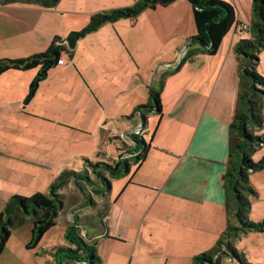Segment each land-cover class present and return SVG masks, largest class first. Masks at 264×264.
<instances>
[{"label":"crops","instance_id":"obj_1","mask_svg":"<svg viewBox=\"0 0 264 264\" xmlns=\"http://www.w3.org/2000/svg\"><path fill=\"white\" fill-rule=\"evenodd\" d=\"M115 6L114 0H60L51 8L0 2V57L43 52L55 36L67 37L86 25L93 13ZM192 15L188 0H176L145 9L134 21L120 19L102 25L78 41L72 57L62 56L34 98L24 105L26 109L21 105L37 69H10L0 76V93L2 87L5 92L0 108L15 121L18 112L34 119L31 124L67 134L68 129L80 128V115L90 114L83 103L91 94L101 98L106 92L132 90L146 102L151 85L155 86L146 67L165 53L173 60V67L165 72L180 64L182 57L178 56L183 48L186 53L185 38L191 35L186 30L196 31ZM251 21L252 15L244 20L238 14V23L216 54L200 52L166 76L161 112L154 111L147 119L145 138L151 148L145 160L132 165L130 173L111 180L104 232L96 242L100 264H188L191 256L212 249L226 229L223 175L228 168L230 125L240 89L234 46L238 34L248 32ZM240 22L248 28L237 31ZM131 115L117 121L127 126L133 121L135 128L142 125L138 113ZM111 120L101 122L100 141L124 142L119 134L134 129L120 132ZM58 144L5 142L0 148V158L5 160L0 165V211L12 195L30 194L45 186L49 189L73 162L89 157L63 158L69 156L68 150L60 157L53 155ZM101 153L97 150L95 155ZM26 227L29 231L30 226Z\"/></svg>","mask_w":264,"mask_h":264},{"label":"trees","instance_id":"obj_2","mask_svg":"<svg viewBox=\"0 0 264 264\" xmlns=\"http://www.w3.org/2000/svg\"><path fill=\"white\" fill-rule=\"evenodd\" d=\"M60 0H0L1 3L21 2L37 4L45 8L56 6ZM176 0H136L133 4L93 13L88 23L79 30H74L67 37L55 36L48 48L25 57H0V76L10 70L37 69L30 82L24 104H28L36 95L40 83L46 79L52 68L57 66L64 54L72 57L78 41L87 34L96 31L106 23L120 19L136 18L148 8L167 6ZM192 6L196 32L185 38L187 51L179 65L171 71H177L181 64L196 54L203 52L216 54L224 37L238 23L237 7L227 0H188ZM251 37L239 40L234 51L239 60L240 89L234 119L230 125V150L228 168L223 175L226 195L227 226L215 246L207 252L193 257L192 264H221L226 255L235 258L240 264H254L247 261L244 251L240 252L235 240L248 232H264V219L250 218L252 198L258 195L250 181V174L264 169V156L253 158L254 146L260 144L262 137L255 127L264 123V75L257 70L260 53L264 48V0H253ZM171 72H165L159 80V87H150L148 100L136 105L132 115L139 114L146 127L150 113L161 112V92L165 78ZM131 115V116H132ZM131 160L118 158L103 164L112 178H119L130 173L132 165L139 166L146 158L151 143L142 135L132 133ZM63 171L49 186L48 193L35 192L31 196L12 195L0 211V255L3 253L14 227L23 225L28 219L32 222V238L28 248L37 246L45 234L57 225L59 213L64 209V198L60 189L65 185ZM103 192L111 188V180L105 179ZM72 229V228H71ZM72 233V234H71ZM71 245H58L53 252L55 263L62 264L64 258L83 261L84 264H100L96 244L86 242L81 236L67 231ZM224 247L226 250H224Z\"/></svg>","mask_w":264,"mask_h":264},{"label":"rangeland","instance_id":"obj_3","mask_svg":"<svg viewBox=\"0 0 264 264\" xmlns=\"http://www.w3.org/2000/svg\"><path fill=\"white\" fill-rule=\"evenodd\" d=\"M114 1L117 3L115 7H123L133 4L136 0H129L127 4L126 1L128 0ZM227 1L232 3L236 2L237 14H239L240 18L247 20L251 17L253 0ZM192 22L195 26L193 15ZM241 22L236 28L237 31H239ZM186 26L189 28L188 21L186 22ZM186 31L187 34H194L196 32L195 30V32L191 30ZM247 31L245 30V32L238 34V41L244 39L246 36L251 37V28ZM228 39L229 37H227ZM184 52L185 49L183 48L178 59L183 58ZM171 58V54H161L153 60L154 63L152 66L146 67L145 71L148 70L146 73H151V81L156 88L159 87V80L165 70L173 67L170 63L173 61ZM256 68L264 75V48L260 53V62ZM20 86H24V84L21 82ZM145 92H147L146 88ZM4 93V88L2 87L0 97ZM144 101L145 99L132 90L124 92L123 94L106 92L104 97L101 98H97L94 94H91L89 101L86 100L83 103L81 100L84 107L89 109L90 114L88 115L86 112L83 116L80 115L78 120L80 128L72 127L71 129L77 130L68 129L67 134H59L55 129L38 127L35 124H31L30 122H35L33 121L34 119L30 121L28 116L26 117L18 112L14 115L18 119L15 121L13 116L7 113L5 108H0V148L3 145L5 146V142H44V144H50V142L58 141L57 152H53V155L60 157L65 150H68L67 155H69L63 157L66 159L70 155H89L84 160L79 159L73 162L69 168L64 170L67 171L63 175L65 185L60 189L64 198V209L59 213L57 225L45 234L37 246H32L31 248H28L26 243L28 241L30 242L32 238V222L28 219L23 225L14 227L6 248L0 255V264H57L53 259V252L58 245H71L66 237L68 230H71L75 235L81 236L86 242L96 244L98 238L104 232V224L106 222L109 205L108 193L103 192V182L105 179L112 180V177L103 164L96 165L95 163H111L118 158H127L132 161L131 153L129 152L132 144L130 135L136 133L137 129H140V132L137 134L145 137L148 136V129L146 127L141 129L139 127L140 125L135 128L133 121L130 122V126H127L126 122L121 120L117 121V119H120L123 115L130 116L136 107L135 104H140ZM24 105L26 104L22 103L21 107L26 109ZM153 118H151V124H153ZM110 119H112L111 121L115 123L114 126L120 132L125 128H128L126 131L134 129L129 133L119 134L124 142L117 139V141L106 142L104 144L100 141V124L104 120L110 122ZM43 124L46 126L54 125ZM54 126V128H57L56 125ZM255 130L262 137L260 144L254 146L253 153V158L259 160L264 156V123L261 127L256 126ZM115 134H118V132L116 131ZM97 150L102 153L96 156ZM1 162L4 163L5 160L0 158V165H2ZM250 181L258 192V195L252 198L250 218L253 220H262L264 219V169L252 172L250 174ZM38 191L46 194L49 189L45 186L34 190L30 194L19 195L31 196ZM26 226H30L29 231H26ZM235 244L240 252H245L248 262L264 264V232H248L243 234L235 240ZM209 250L207 249L201 252H207ZM224 250H226L225 247ZM192 257L187 259L188 264H192ZM221 262V264H240L237 259L229 258L226 255L221 258ZM84 263L83 261L80 262L72 258H64L62 261V264Z\"/></svg>","mask_w":264,"mask_h":264},{"label":"built area","instance_id":"obj_4","mask_svg":"<svg viewBox=\"0 0 264 264\" xmlns=\"http://www.w3.org/2000/svg\"><path fill=\"white\" fill-rule=\"evenodd\" d=\"M238 27V25L236 26V28ZM248 28V25L247 24H245V25H242V26H240L239 27V31H242L243 29H247ZM141 129H143L144 127H143V125H140L139 126ZM114 132H116V130L115 129H112ZM140 132V129H137L136 130V134L137 133H139Z\"/></svg>","mask_w":264,"mask_h":264}]
</instances>
